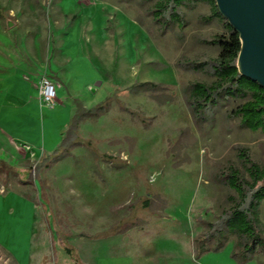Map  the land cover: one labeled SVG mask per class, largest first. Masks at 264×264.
I'll return each mask as SVG.
<instances>
[{
    "label": "rangeland",
    "instance_id": "374dc122",
    "mask_svg": "<svg viewBox=\"0 0 264 264\" xmlns=\"http://www.w3.org/2000/svg\"><path fill=\"white\" fill-rule=\"evenodd\" d=\"M155 1L0 0V64L54 68L98 110L42 165V150L0 135L13 167L0 169V264H264L234 257V236L198 250L238 200L230 168L247 177L245 156L264 167V132L231 118V99L196 119L190 87L216 80L210 42L226 29L205 21L208 3L164 28Z\"/></svg>",
    "mask_w": 264,
    "mask_h": 264
},
{
    "label": "trees",
    "instance_id": "16d2710c",
    "mask_svg": "<svg viewBox=\"0 0 264 264\" xmlns=\"http://www.w3.org/2000/svg\"><path fill=\"white\" fill-rule=\"evenodd\" d=\"M199 3L211 6V15L205 17L206 22L215 19L222 22L225 34L218 36L210 43L217 46L218 57L212 64L213 75L216 80L211 85L194 83L190 87L188 102L196 119L209 115L222 99L233 100L235 107L230 111L231 118H239L241 125L251 131L264 132V88L258 83L242 76L237 68L238 55L241 50L239 35L219 13L214 0H156L153 4V19L166 27L176 24L183 27L184 7H193ZM156 87V86H154ZM71 123L64 133L59 147L51 154L41 158L42 165L57 156L61 151L67 152L76 139L80 122L86 117L98 115V110L87 109L78 100ZM103 110L104 107H100ZM245 156V155H244ZM247 177L238 169L230 168L225 177L226 184L237 193L238 200L217 224L209 223V231L199 239V252L220 250L232 236L236 238L233 256L245 261L257 253H264V227L260 220V206L264 201V167L244 157ZM0 169L11 171L4 161H0ZM148 203L145 204L147 206Z\"/></svg>",
    "mask_w": 264,
    "mask_h": 264
},
{
    "label": "crops",
    "instance_id": "0c3cea01",
    "mask_svg": "<svg viewBox=\"0 0 264 264\" xmlns=\"http://www.w3.org/2000/svg\"><path fill=\"white\" fill-rule=\"evenodd\" d=\"M46 70L60 87L53 108L43 106L39 96L41 76ZM51 70L35 69L27 63L12 70L0 64V135L42 150L40 159L59 147L79 100L64 77L56 69ZM17 262L23 264L22 260Z\"/></svg>",
    "mask_w": 264,
    "mask_h": 264
},
{
    "label": "water",
    "instance_id": "95a60500",
    "mask_svg": "<svg viewBox=\"0 0 264 264\" xmlns=\"http://www.w3.org/2000/svg\"><path fill=\"white\" fill-rule=\"evenodd\" d=\"M240 38L239 73L264 88V0H214Z\"/></svg>",
    "mask_w": 264,
    "mask_h": 264
},
{
    "label": "built area",
    "instance_id": "2783aa9c",
    "mask_svg": "<svg viewBox=\"0 0 264 264\" xmlns=\"http://www.w3.org/2000/svg\"><path fill=\"white\" fill-rule=\"evenodd\" d=\"M39 96L43 106L53 108L57 103V88L49 78H43L39 85Z\"/></svg>",
    "mask_w": 264,
    "mask_h": 264
}]
</instances>
